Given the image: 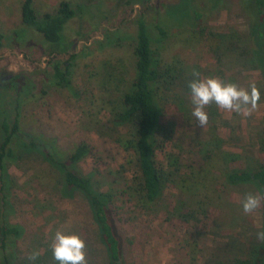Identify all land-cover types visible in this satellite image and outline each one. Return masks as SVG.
<instances>
[{
    "label": "rangeland",
    "instance_id": "rangeland-1",
    "mask_svg": "<svg viewBox=\"0 0 264 264\" xmlns=\"http://www.w3.org/2000/svg\"><path fill=\"white\" fill-rule=\"evenodd\" d=\"M60 1L35 0L34 7L43 15L56 11ZM69 1L82 8L66 23L61 40L51 43L22 22V0H0V32L4 35L0 47V144L5 118L10 123L18 119L25 133L57 145L63 158L79 141L89 140L99 147L101 159L88 157L79 168L92 173L103 190H118L122 180L130 181L136 171L134 158L111 138L126 133L125 127H115L113 119L136 73L134 48L140 15L146 19L162 66L171 64L189 73L195 70L201 78L217 77L245 88L251 81L258 87L261 81V72L246 57L230 51L218 58L208 42L209 32L247 34L248 19L240 0ZM210 5L215 7L209 19L197 20L194 11L209 10ZM160 28L166 30V36ZM56 63L69 64L70 87L56 85ZM17 76L24 85L20 92ZM186 89L185 82L177 86L178 94L170 96L163 122L173 127V139L159 157L164 159L168 152L194 154V145L205 139L210 123L218 122V132L230 140L224 143V151L247 153L251 161L257 151V135L264 131L262 90L260 106L250 117L221 111L213 103L205 108L208 124L200 128L192 116L188 94L184 109L180 107V94ZM12 147L14 156L6 161L7 171L17 182L10 198L11 220L26 228L19 240L18 261L59 264L50 247L59 229L86 241L87 264H108L107 248L86 197L78 191L63 192L60 170L53 171L41 150L22 147L18 137ZM172 193L176 195L178 189L171 188L165 195L174 201L168 213L160 203L145 210L134 200L117 198L121 206L114 214L119 218L124 214L120 225L125 264H222L251 255L262 242L257 239V233L264 231L262 208L251 214L242 209L245 195L257 194L253 188L227 186L215 178L201 185L196 199L186 204L193 211L190 214ZM201 199L204 202L199 205ZM123 201L127 203L123 205ZM185 212L188 218L182 216ZM33 250L40 251L34 262L28 259Z\"/></svg>",
    "mask_w": 264,
    "mask_h": 264
},
{
    "label": "trees",
    "instance_id": "trees-1",
    "mask_svg": "<svg viewBox=\"0 0 264 264\" xmlns=\"http://www.w3.org/2000/svg\"><path fill=\"white\" fill-rule=\"evenodd\" d=\"M35 0H22V22L43 34L51 43H58L66 23L77 14L82 7H74L69 0H61L54 12L39 15L34 7ZM130 1V0H129ZM142 2L143 0H137ZM248 19L247 34L227 33L221 35L210 33L208 42L214 55L221 58L222 53L235 51L246 57L253 68L261 72L258 88L264 93V0H240ZM209 5V4H208ZM203 12L194 11L197 20L209 19L212 8ZM135 55V76L132 87L122 96L121 108L115 113V127H125L126 133L112 135L113 143L121 147L125 153L132 156L136 162L135 174L129 181L125 177L118 190L103 188L94 180L92 173L82 172L79 164L88 157L101 159L99 147L89 140H81L65 157H61L57 145L45 141L40 135L33 136L20 129V121L10 123L3 119L4 138L0 144V264H24L18 261L19 240L24 236V225L12 222L14 212L10 201L11 194L17 182L6 168L8 157L14 156L13 139L18 137V143L24 148H37L44 153L47 162L59 171L63 192L78 191L89 203L92 217L98 226L102 242L108 252V264H125L122 231L120 222L124 220L114 214V209L120 211L117 200L120 197L134 200L145 210L164 206L165 212L171 210L174 201H168L165 196L171 188L178 189L173 196L178 198L181 206L190 214L193 212L186 204L190 199L195 200L201 185L213 182L215 178L227 185L251 187L258 195L264 196V131L257 135V151L251 156L244 152L224 151V143L230 142L217 130L215 123L209 125L210 131L205 132L204 140L194 145V154L183 156L182 153H165L164 159L159 157L165 151L167 143L173 139V127L163 122V117L169 106L172 93L178 94L180 88L187 85L186 93L181 91L180 107L184 109L192 73L184 68H176L171 64H160L159 50L154 46L149 28L144 16L137 18ZM166 36V30L160 28ZM204 32L201 31V34ZM4 35L0 32V47L4 45ZM72 58L75 55L71 56ZM54 81L59 87H70L72 79L69 64L54 66ZM16 81L21 82L19 92L24 88L20 76ZM174 93V94H175ZM235 114V113H234ZM237 117L240 115L235 114ZM23 132H22V131ZM63 158V159H62ZM243 160L245 164H237ZM247 160V161H246ZM60 184V185H61ZM202 201H197L199 205ZM118 202V203H117ZM123 205L127 201H123ZM174 207L178 208V204ZM264 215V201H262ZM188 213L182 214L188 218ZM129 219V218H128ZM222 264H264V241L257 244L255 251L246 257H237Z\"/></svg>",
    "mask_w": 264,
    "mask_h": 264
},
{
    "label": "clouds",
    "instance_id": "clouds-1",
    "mask_svg": "<svg viewBox=\"0 0 264 264\" xmlns=\"http://www.w3.org/2000/svg\"><path fill=\"white\" fill-rule=\"evenodd\" d=\"M193 79L189 82L190 100L193 106L192 116L197 127L203 128L208 124L209 116L205 108L215 104L221 111L235 113L242 117H250L261 101V91L255 81L249 82L247 88L235 83H225L217 77H204L198 71L192 72ZM264 196L247 193L242 202L245 214L254 213L261 207ZM257 239L264 241V231L257 233ZM53 257L59 264H87L86 241L76 233L56 230L50 245ZM40 256L39 250H33L28 259L36 261Z\"/></svg>",
    "mask_w": 264,
    "mask_h": 264
}]
</instances>
